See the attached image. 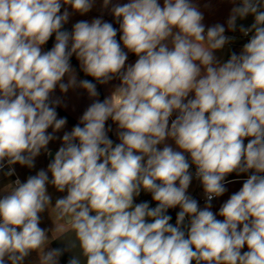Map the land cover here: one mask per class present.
Returning <instances> with one entry per match:
<instances>
[{
	"label": "clouds",
	"instance_id": "9594fccd",
	"mask_svg": "<svg viewBox=\"0 0 264 264\" xmlns=\"http://www.w3.org/2000/svg\"><path fill=\"white\" fill-rule=\"evenodd\" d=\"M229 2L228 30L249 15L254 22L239 26L250 39L221 62L215 52L235 37L222 24L206 28L193 0H103L119 41L101 18L63 30L70 13L62 7L84 15L95 0H0V171L11 177L13 165L33 168L61 140L47 170L3 188L0 264H23L33 251L39 264H59L64 252H72L67 264H264V0ZM128 53L137 59L126 66ZM73 55L96 83L77 81ZM114 79L120 83L98 99L97 83ZM57 87L82 88L93 101L62 137ZM192 165L203 208L187 194ZM234 172L249 175L217 219L211 201ZM49 185L66 193L54 205ZM141 191L155 207L134 203ZM177 206L172 224L167 212ZM50 209L67 226L54 224L51 239L66 247L45 251L40 214Z\"/></svg>",
	"mask_w": 264,
	"mask_h": 264
},
{
	"label": "crops",
	"instance_id": "0c3cea01",
	"mask_svg": "<svg viewBox=\"0 0 264 264\" xmlns=\"http://www.w3.org/2000/svg\"><path fill=\"white\" fill-rule=\"evenodd\" d=\"M129 2V0H112V4L120 3L124 4ZM159 2L163 3V0H159ZM193 3L197 5L199 10L204 15L203 23L207 27L213 26L215 24H222L225 26V33H234L235 39L227 44L222 50H218L215 52V55L218 60L221 62H225L229 59L231 53L239 54L242 50L243 44L247 42L246 39L242 36V34L239 32V26L242 24L245 27H249L254 22V17L249 15L247 18L240 20H237V31L232 32L227 29V20L231 13V8L233 7V4L229 2V0H193ZM110 4L108 8L103 7V0H95L93 8L86 14L81 15L78 12H74L70 6H64L61 9V12L64 11V8H67V10L70 13L69 20L65 24V26L69 27V32H71L73 25L81 20H85L88 22H91L95 18H101L103 21L106 22H112L115 18L110 12L111 6ZM119 26V24H118ZM121 47L123 48L122 42ZM44 51H47L45 45L42 46ZM124 51L127 52V49H124ZM137 57L133 53H128V60L126 61V66L129 64H134ZM73 69L76 72L77 75V81L80 80H91L93 83H96V81L90 77L86 76L83 71L80 69L79 61L76 59L75 55L71 58L70 61ZM64 82H67V77L64 78ZM120 83L118 79H114L110 81L106 85H100L97 83V91L99 92V97L101 101L110 95L111 91L114 89L115 86H117ZM192 95V94H190ZM52 98H59L61 100V105L57 107L58 112V118L59 117H66L67 118V124L61 132L56 133L58 137H62L64 131H70L71 128L74 126V122L79 121V117L83 114L84 110L93 102L92 98H90L86 92V90L82 88H73L69 89L67 93H61L59 88L55 90V92L52 94ZM175 118V114L173 115L172 119ZM73 121V122H72ZM171 122V121H170ZM106 127H108V122H106ZM112 131L108 133V136L110 139L113 140L114 145L116 143H119V140L116 135V125L112 122L111 123ZM49 132L52 131L50 128L48 130ZM166 143L170 144L175 150H179L176 148L173 141L168 140ZM247 143V138L245 139V144ZM61 146V140L56 139L49 143L48 148L50 149L52 156H49L45 152H41V154L35 158L34 165L39 166L40 170L44 169L47 170V165L50 163L51 159L54 157V153L58 150V148ZM158 147H163V145H160ZM188 155L187 153L185 154ZM194 165H192L189 169L191 172ZM16 173L20 176V174L23 173V169L26 166H21L19 164L12 166ZM249 174H237V173H231L229 174L225 179V186L231 183H243L244 180L247 178ZM21 177V176H20ZM49 177L51 178V174L49 173ZM193 177V176H192ZM23 180V178L21 177ZM24 182V180H23ZM178 183V182H177ZM9 184V179L5 177L2 173H0V198L3 197L6 193L3 191V188ZM48 191L51 192H57L56 189L49 185ZM239 191V189H227V191L220 197L214 198L211 201V211L213 213L217 214V219H223V217H220L218 215L219 208L221 205L235 192ZM187 194L190 195L192 198H194L197 202L200 208H203L205 206L206 200L204 199V191L201 182L193 177L192 181L190 183V186L187 190ZM53 195V194H52ZM56 195V194H55ZM53 198L54 195H53ZM147 201L149 202L150 207H155L156 202L152 201V197L150 193H146L144 191H141V194L134 199V203H140ZM180 211L179 207L169 209L167 214L172 217L170 223L175 224L176 220V214ZM187 222V221H186ZM58 225L60 227L66 228L61 221L55 217L53 225L51 226V229L53 230L55 225ZM41 225V223H40ZM39 225V226H40ZM52 236V234H51ZM73 237V234L71 232L68 233V235L65 237V242H67L69 239ZM66 244L62 240H52L50 237V243L46 246L45 251L49 249L54 248H65ZM242 251H247V247L245 246ZM72 252H64V254L60 257L59 264H67V261L71 258ZM23 264H39V255L36 251L31 252V254L25 258Z\"/></svg>",
	"mask_w": 264,
	"mask_h": 264
},
{
	"label": "rangeland",
	"instance_id": "374dc122",
	"mask_svg": "<svg viewBox=\"0 0 264 264\" xmlns=\"http://www.w3.org/2000/svg\"><path fill=\"white\" fill-rule=\"evenodd\" d=\"M23 170L24 171H23L22 174H20V176L23 178V180L25 182L29 176L35 175L40 170V167L39 166H34L31 169L28 168V167H24ZM242 184L241 183H231V184L226 185L225 187H226V189H240L242 187ZM49 193L51 194V192H49ZM52 194L54 195L55 198H53ZM52 194H51V196H52V204L53 205L55 204V200L58 197L66 195V193H60V192H52ZM40 216H41V225H40V227L42 229L47 230V234H48L49 239H50L51 234H52L51 226L53 225L54 219L56 217L55 212L52 211L51 209L49 210V212L46 210L45 212L41 213Z\"/></svg>",
	"mask_w": 264,
	"mask_h": 264
},
{
	"label": "trees",
	"instance_id": "16d2710c",
	"mask_svg": "<svg viewBox=\"0 0 264 264\" xmlns=\"http://www.w3.org/2000/svg\"><path fill=\"white\" fill-rule=\"evenodd\" d=\"M113 24V27L116 28L118 31H117V37L116 39L119 41V37L121 35V33L119 32V26H118V23L115 21V19L111 22ZM63 30H67L69 31V27L65 26L64 25V29ZM55 43V35L53 34V36L49 39V41L45 44V47L47 50H50L53 45ZM71 61V60H70ZM73 122V121H72ZM111 123L112 121L109 120L108 121V126L110 125L111 126ZM77 124V122H74V125ZM192 264H195V261L192 262Z\"/></svg>",
	"mask_w": 264,
	"mask_h": 264
},
{
	"label": "built area",
	"instance_id": "2783aa9c",
	"mask_svg": "<svg viewBox=\"0 0 264 264\" xmlns=\"http://www.w3.org/2000/svg\"><path fill=\"white\" fill-rule=\"evenodd\" d=\"M226 36H230V37H233L234 36V33H225ZM251 35V34H250ZM250 35L248 37H244V39H246L247 41L250 39ZM7 171V167L3 170V171H0V173H2L4 175V172ZM195 172H196V168H195V165L193 166L192 170H191V173H192V176L196 178L195 176ZM5 176V175H4ZM7 177V176H5ZM9 179V183L11 182H14L17 178H19L21 180V182H23V180L21 179V177L16 173L15 171V174L11 177H7ZM7 194V193H6ZM5 194V195H6ZM204 199H205V195H204ZM206 200V199H205Z\"/></svg>",
	"mask_w": 264,
	"mask_h": 264
}]
</instances>
